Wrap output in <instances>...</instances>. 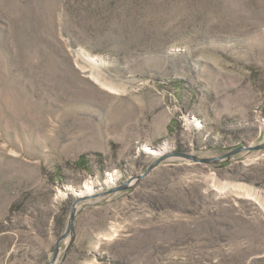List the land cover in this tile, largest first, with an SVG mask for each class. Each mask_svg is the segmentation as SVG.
I'll use <instances>...</instances> for the list:
<instances>
[{
    "label": "rangeland",
    "instance_id": "rangeland-1",
    "mask_svg": "<svg viewBox=\"0 0 264 264\" xmlns=\"http://www.w3.org/2000/svg\"><path fill=\"white\" fill-rule=\"evenodd\" d=\"M49 262L264 264V0H0V264Z\"/></svg>",
    "mask_w": 264,
    "mask_h": 264
},
{
    "label": "water",
    "instance_id": "water-1",
    "mask_svg": "<svg viewBox=\"0 0 264 264\" xmlns=\"http://www.w3.org/2000/svg\"><path fill=\"white\" fill-rule=\"evenodd\" d=\"M250 148H252V147L248 146V145H242V146H239V147H236V148L232 149L231 151L225 153L224 155H221V156L218 155V157H212V158H199V157H195L194 155L187 154V153H182V152L165 153L163 156H161V157L155 159L154 161H152V163L149 165V167L147 168V170L145 172L150 171L154 166L159 164L165 157L171 156V155H175V156H179V157H185V158H188V159H192V160H194L196 162H211V161H217V160L219 161V159H221V158H224L226 156L234 154V153H236L238 151H241V150H244V149H250ZM126 183H127V181L122 186L117 187L115 189L124 188L126 186ZM89 196L90 195L76 198L71 203L70 217H69V221H68V225H67V232L72 229L73 219H74V216H75V213H76L77 202H79L80 200H83V199H87V198H89ZM56 252H57V247H55V254H56ZM49 264H52V262H49Z\"/></svg>",
    "mask_w": 264,
    "mask_h": 264
},
{
    "label": "bare ground",
    "instance_id": "bare-ground-1",
    "mask_svg": "<svg viewBox=\"0 0 264 264\" xmlns=\"http://www.w3.org/2000/svg\"><path fill=\"white\" fill-rule=\"evenodd\" d=\"M89 191H91V186L90 185H87L86 186V192H89Z\"/></svg>",
    "mask_w": 264,
    "mask_h": 264
}]
</instances>
